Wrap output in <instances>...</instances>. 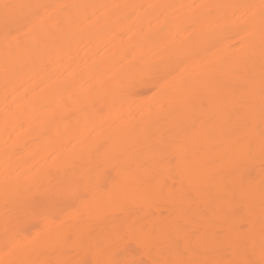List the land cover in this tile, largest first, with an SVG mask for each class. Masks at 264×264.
<instances>
[{"label": "bare ground", "instance_id": "1", "mask_svg": "<svg viewBox=\"0 0 264 264\" xmlns=\"http://www.w3.org/2000/svg\"><path fill=\"white\" fill-rule=\"evenodd\" d=\"M260 3L0 0V264L261 260Z\"/></svg>", "mask_w": 264, "mask_h": 264}, {"label": "snow or ice", "instance_id": "2", "mask_svg": "<svg viewBox=\"0 0 264 264\" xmlns=\"http://www.w3.org/2000/svg\"><path fill=\"white\" fill-rule=\"evenodd\" d=\"M5 10L9 9L10 5H3ZM42 7V6H40ZM237 9H252L255 6L254 5H238V6H232ZM260 8V21H261V37L262 41H264V0H261V3L259 5ZM247 14V13H245ZM234 16L240 15L239 11L233 13ZM218 24L220 22H217ZM235 38V37H233ZM261 81H262V89H261V118L264 120V72L261 74ZM262 149H264V138H262ZM35 191L37 195L40 196H49V197H56V199H53L50 201L48 205V211L50 212H57L63 209L64 206L71 207L74 203V199H79V194L74 190L73 186L70 183H65L58 185L53 191L51 188L45 186V185H39L35 188ZM133 238H135V233L132 234ZM83 264V262H82ZM106 264H116V262L108 261ZM176 264H183V262H176ZM198 264H214V262L211 261H201L198 262ZM233 264H264V244L261 246V260L259 262H256L254 260L250 259H242L240 261H234Z\"/></svg>", "mask_w": 264, "mask_h": 264}]
</instances>
